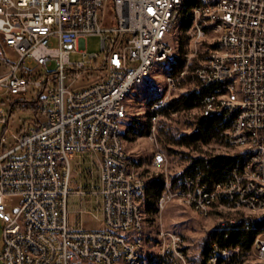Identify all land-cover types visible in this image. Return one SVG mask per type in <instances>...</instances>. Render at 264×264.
Wrapping results in <instances>:
<instances>
[{
	"label": "built area",
	"instance_id": "1",
	"mask_svg": "<svg viewBox=\"0 0 264 264\" xmlns=\"http://www.w3.org/2000/svg\"><path fill=\"white\" fill-rule=\"evenodd\" d=\"M88 36L102 52L88 56ZM77 52L85 59L72 60ZM164 62L171 73L149 106V139L186 81L200 118L228 124L223 139L237 159L211 182L197 171L172 183L157 148V211L177 201L203 218L222 215V226L264 222V0H0V264H145L149 180L126 149L123 119L133 87ZM90 68L104 77L76 86ZM31 89L37 119L17 133L11 96ZM91 219L104 226L90 229ZM154 244L149 264H192L177 232L158 231ZM209 249L207 264L239 250ZM247 253L264 264V230Z\"/></svg>",
	"mask_w": 264,
	"mask_h": 264
},
{
	"label": "rangeland",
	"instance_id": "2",
	"mask_svg": "<svg viewBox=\"0 0 264 264\" xmlns=\"http://www.w3.org/2000/svg\"><path fill=\"white\" fill-rule=\"evenodd\" d=\"M108 13L111 15L110 10ZM179 37L180 34H177L176 37L169 40V43L176 49L178 47ZM81 43L82 48L85 49L88 56L102 52L101 38L98 36H88L83 39ZM182 47L184 49V46ZM71 59L78 61L85 59V56L82 53L77 52L71 55ZM97 62L100 63V59L97 60ZM179 67L181 68L180 64ZM170 73V63L164 62L155 64L151 74L144 79L142 83L135 85L125 100V105L128 111L127 117L123 119V127L126 131L125 146L128 153H130L134 159L139 161L141 168L147 172L146 177H148L149 183L153 182L150 180V177L153 174L160 172V169L158 168H149L151 166V159L157 148L162 151L168 160L167 170L171 179L180 174L186 166L190 164L192 158L204 157L208 159L216 156H233L237 153L236 149L228 148L225 145L223 137L220 136L209 138L207 141L194 140L191 144H181L177 141L180 138L179 136H182L185 133L190 134L198 131L199 125L202 124L201 122H203V119H200L198 110L194 108L187 112L176 111L175 114H173L170 109L166 110L157 126V132H155L154 136L155 138L152 140L149 139V106L153 100L163 97L167 92L165 76ZM103 77L104 72L90 68L78 78L75 85L91 84ZM180 92L179 89L172 91V99H176ZM11 99H15L17 102L14 103L12 109L9 127L18 133L33 126L37 117L34 113L36 103L33 100L32 89L27 95L21 98L13 95L11 96ZM166 130H169V134H165ZM12 144H14V142L9 140L7 145L11 146ZM167 145L172 148V151H168V148L165 147ZM71 169L74 174L77 169L75 159L71 160ZM74 188H77V185L72 182L71 189ZM163 189L164 186L160 181H157L153 185H149L148 188L147 199L145 202V233L147 241L144 249L145 258L147 259H145V264H149L148 260L151 258L150 254H152L156 248L154 239H156V233L160 230L172 231L180 234L184 240V250L189 262L192 264H201L203 262L202 255L205 249L207 248V254L204 256L208 258L210 244L213 241L217 242V237L223 229L227 227L222 226L221 224L220 219L222 215L203 218L186 208L180 202L172 201L167 204L162 212L159 213L156 211V214L150 217L148 214V207H156V198ZM78 202V197L71 196L69 200V208L73 209ZM20 203V198H14L13 202L9 205V211L16 212ZM70 217L73 218L74 214L71 213ZM102 226L104 225L101 221L95 219L90 220V229L96 230L100 229ZM3 228L4 223L0 220V247L2 245ZM247 252L241 254L238 250V252L232 254L235 259L231 261V264H260L256 258L250 256ZM228 259L229 258L226 260L227 262Z\"/></svg>",
	"mask_w": 264,
	"mask_h": 264
},
{
	"label": "trees",
	"instance_id": "3",
	"mask_svg": "<svg viewBox=\"0 0 264 264\" xmlns=\"http://www.w3.org/2000/svg\"><path fill=\"white\" fill-rule=\"evenodd\" d=\"M181 92L177 95V98L172 99L168 104L166 110H171L172 112L178 111H189L190 109L196 107V95L190 91L187 82L185 81L182 88L179 89ZM203 119L201 122L202 124L199 125L198 131L192 132L190 134L185 133L177 140L181 144L187 143L191 144L194 140H203L207 141L209 138L220 136L224 138V131L228 127V124L220 119L217 118H200ZM166 125V124H165ZM132 126V125H131ZM164 126V125H163ZM162 127V126H161ZM132 128V127H131ZM129 128V129H131ZM163 128V127H162ZM126 132V131H125ZM165 134H169V130L165 131ZM186 135V136H185ZM224 140V139H223ZM164 142V141H163ZM168 148V151H172L168 145L165 146ZM237 156H216L214 158H204V157H197L192 158L189 165L178 175L172 177V183H174L178 177L187 174V173H194L197 171L202 172L204 180L211 182L213 179L219 177L225 167L232 165L235 163ZM157 181H153L149 183V185H153ZM156 207L149 206L148 207V214L150 217L156 214ZM264 230V222L260 224L258 228H251L247 227L244 229L239 228L237 225L227 226L217 237V242L219 246L223 249L233 250L239 248L241 254L246 253L250 250L253 240L257 233ZM207 254V248L203 252L201 264H206L207 259L204 255ZM152 254H150V257ZM234 255L230 256L228 262L226 264H231L233 261ZM226 260V259H225ZM241 264V263H238Z\"/></svg>",
	"mask_w": 264,
	"mask_h": 264
}]
</instances>
